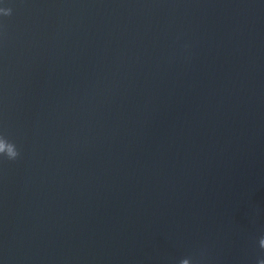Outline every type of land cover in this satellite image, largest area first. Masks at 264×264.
I'll return each mask as SVG.
<instances>
[{"label":"water","instance_id":"water-1","mask_svg":"<svg viewBox=\"0 0 264 264\" xmlns=\"http://www.w3.org/2000/svg\"><path fill=\"white\" fill-rule=\"evenodd\" d=\"M0 8V264L264 260V0Z\"/></svg>","mask_w":264,"mask_h":264},{"label":"clouds","instance_id":"clouds-1","mask_svg":"<svg viewBox=\"0 0 264 264\" xmlns=\"http://www.w3.org/2000/svg\"><path fill=\"white\" fill-rule=\"evenodd\" d=\"M10 11L11 9L9 8L8 9L0 8V13L4 15H8ZM17 155H18V152L16 151L10 157L15 158L17 157ZM259 242H260L261 247H264V238H261ZM183 264H192V261L188 258H185ZM259 264H264V260H260Z\"/></svg>","mask_w":264,"mask_h":264},{"label":"snow or ice","instance_id":"snow-or-ice-1","mask_svg":"<svg viewBox=\"0 0 264 264\" xmlns=\"http://www.w3.org/2000/svg\"><path fill=\"white\" fill-rule=\"evenodd\" d=\"M3 3V0H0V4H2Z\"/></svg>","mask_w":264,"mask_h":264}]
</instances>
